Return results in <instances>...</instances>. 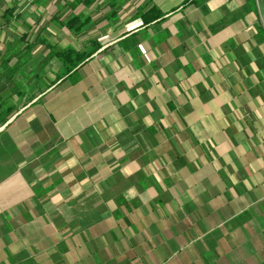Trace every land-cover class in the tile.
I'll use <instances>...</instances> for the list:
<instances>
[{"label": "crops", "instance_id": "1", "mask_svg": "<svg viewBox=\"0 0 264 264\" xmlns=\"http://www.w3.org/2000/svg\"><path fill=\"white\" fill-rule=\"evenodd\" d=\"M70 11L89 58L4 69L0 264H264V0Z\"/></svg>", "mask_w": 264, "mask_h": 264}, {"label": "rangeland", "instance_id": "2", "mask_svg": "<svg viewBox=\"0 0 264 264\" xmlns=\"http://www.w3.org/2000/svg\"><path fill=\"white\" fill-rule=\"evenodd\" d=\"M65 1L70 3L71 0H63L64 3H66ZM86 1L74 0L70 9L62 7L59 19L56 17L49 19L54 12H59L56 11V6L60 5V0H39L38 4L37 0H0V88H3L7 83V78H10V73L6 75L7 71H4L10 62L5 60H10L13 57L11 63H15V58L21 62V50L30 52L23 56L25 63L38 64L43 60L44 50H52L48 57H53L55 53L60 54L59 50H62L64 44L71 45L77 50H84L86 44L90 42H92L90 43L92 44L91 50L99 46L97 40H90L94 35L91 31L89 35H85L82 33L83 28L80 32H76L67 25L73 17L69 18L70 10L75 9L79 3L83 2L84 5ZM11 9H13V13L9 16L6 11ZM62 16L63 18H61ZM78 18L82 17L78 15ZM6 50H13V52L5 57ZM33 51H35L34 54H31ZM70 51L74 54L73 50ZM90 55H83L82 62ZM13 73L19 78L20 68L13 70ZM29 74L30 81H32V78L34 79L32 69ZM3 93L5 94V91Z\"/></svg>", "mask_w": 264, "mask_h": 264}, {"label": "trees", "instance_id": "3", "mask_svg": "<svg viewBox=\"0 0 264 264\" xmlns=\"http://www.w3.org/2000/svg\"><path fill=\"white\" fill-rule=\"evenodd\" d=\"M38 1L39 0H37V4H38ZM6 12H8L7 15L10 16L13 13V9L8 10ZM67 25L68 27H71V29H74L76 32H80L82 30V27L85 25V22L79 23V18H72L68 22ZM98 49H99V46L98 47L96 46L93 50H98ZM70 50H73V49H65V51H63L62 53L57 54V57L61 59V61L65 64V70H64L65 75L70 73L74 68H76L84 60L83 55H74ZM6 51H7V54L5 55V57L7 55H10L11 52H13V50H6ZM12 58H10V60ZM10 60L6 59L5 61L10 62Z\"/></svg>", "mask_w": 264, "mask_h": 264}]
</instances>
